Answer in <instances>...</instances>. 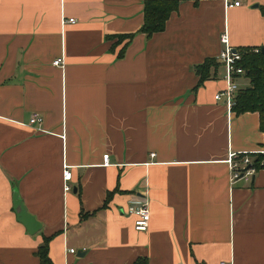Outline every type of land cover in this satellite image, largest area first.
<instances>
[{"label": "crops", "instance_id": "obj_1", "mask_svg": "<svg viewBox=\"0 0 264 264\" xmlns=\"http://www.w3.org/2000/svg\"><path fill=\"white\" fill-rule=\"evenodd\" d=\"M144 1L0 0V264H42L46 237L54 264H264V168L232 181L227 161L264 151L260 115L216 99L223 64L200 86L196 72L225 33L264 47V0H182L150 37ZM143 197L138 230L128 206Z\"/></svg>", "mask_w": 264, "mask_h": 264}, {"label": "trees", "instance_id": "obj_2", "mask_svg": "<svg viewBox=\"0 0 264 264\" xmlns=\"http://www.w3.org/2000/svg\"><path fill=\"white\" fill-rule=\"evenodd\" d=\"M182 0H145L144 1V22L140 28V32L145 33L148 37L156 32H161L166 28L167 20L173 11L178 9ZM199 0H195L198 2ZM264 14V6H262ZM126 37L128 42L124 44L118 53V57L125 55L126 49L134 34L119 35L117 44L122 43ZM115 45L112 50H114ZM243 58L240 65L245 69V76L249 78L250 85L241 88L235 95L232 110L237 114L245 112H258L260 115V129L264 133V53L261 48L259 52H255L254 48L241 49ZM219 62V63H218ZM221 62L215 58H208L202 64L196 67V72L200 76L198 86L211 76L212 68L219 66ZM222 64V63H221ZM264 147V143H263ZM253 165L257 170L264 168V152H259L254 157ZM87 215V213H85ZM37 254L42 264H54L49 256V237L44 239L40 244ZM132 264H149L147 256H138ZM201 264V263H198Z\"/></svg>", "mask_w": 264, "mask_h": 264}, {"label": "built area", "instance_id": "obj_3", "mask_svg": "<svg viewBox=\"0 0 264 264\" xmlns=\"http://www.w3.org/2000/svg\"><path fill=\"white\" fill-rule=\"evenodd\" d=\"M240 1L235 0H226V7L239 6ZM64 22H75V18H70L69 20H65ZM222 43L224 44V48L221 50L218 55V60L223 64L226 69V80L227 86L226 88L216 94V99H221L223 97L226 98L227 104L232 108L234 105V98L236 93L238 92L239 85L236 82L237 76H241L245 74V69L240 65V62L243 58V52L239 49H235L231 46L229 42V37L225 33L221 38ZM260 49L256 48L255 52H259ZM63 59L58 58L54 61L56 65H63ZM42 118L38 115L33 116L31 119V123L39 122ZM264 152V151H261ZM104 158L106 159V163H108V154H105ZM227 161L232 170V181H236L239 178H245L249 180L252 175L257 171L256 167L253 165L254 157L248 152H230ZM64 180H65V190L69 191L72 189V186L67 183L72 179V171L70 166L66 165L64 168ZM128 211L135 215V228L138 230H147L150 224L151 217V208L150 202L146 197L140 199L134 203H131L128 206ZM69 251L74 252L76 249L74 247H70ZM222 264H225L224 262Z\"/></svg>", "mask_w": 264, "mask_h": 264}, {"label": "water", "instance_id": "obj_4", "mask_svg": "<svg viewBox=\"0 0 264 264\" xmlns=\"http://www.w3.org/2000/svg\"><path fill=\"white\" fill-rule=\"evenodd\" d=\"M264 53V47L261 48ZM14 207L17 212L18 219H20L27 227L28 231L36 232L41 227V221L31 213L25 206L22 198L19 195L17 186L14 185ZM76 192V188L74 189Z\"/></svg>", "mask_w": 264, "mask_h": 264}]
</instances>
